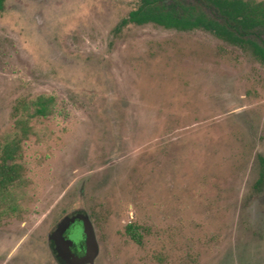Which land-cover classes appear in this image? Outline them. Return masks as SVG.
Wrapping results in <instances>:
<instances>
[{
	"label": "rangeland",
	"instance_id": "1",
	"mask_svg": "<svg viewBox=\"0 0 264 264\" xmlns=\"http://www.w3.org/2000/svg\"><path fill=\"white\" fill-rule=\"evenodd\" d=\"M139 2L5 0L0 146L19 104L55 105L0 204V264H56L48 234L75 210L94 264H264V63L203 29L124 22Z\"/></svg>",
	"mask_w": 264,
	"mask_h": 264
},
{
	"label": "trees",
	"instance_id": "2",
	"mask_svg": "<svg viewBox=\"0 0 264 264\" xmlns=\"http://www.w3.org/2000/svg\"><path fill=\"white\" fill-rule=\"evenodd\" d=\"M5 0H0V11ZM215 9L217 17L208 15L203 7ZM124 22L137 25L154 23L167 29L190 31L203 29L216 37L243 48L264 63V44L251 37L258 30L264 31V1L254 0H194L187 4L182 0H140ZM52 95H39L30 102L21 103L16 111L21 116L16 120L17 132L0 146V204L6 200V190L20 180L22 142L32 133L30 120L49 116L54 108ZM129 237L141 244L142 235L137 225L126 226Z\"/></svg>",
	"mask_w": 264,
	"mask_h": 264
},
{
	"label": "water",
	"instance_id": "3",
	"mask_svg": "<svg viewBox=\"0 0 264 264\" xmlns=\"http://www.w3.org/2000/svg\"><path fill=\"white\" fill-rule=\"evenodd\" d=\"M76 219L82 221L83 232L85 234L86 251L85 255L82 257H77L71 252L70 246L72 245V240L64 237L65 230L71 223L75 222ZM49 238L55 241L59 256H61L68 264H94V260L99 252V246L93 224L87 213L79 212L71 217L66 216L57 224L56 229Z\"/></svg>",
	"mask_w": 264,
	"mask_h": 264
},
{
	"label": "flooded vegetation",
	"instance_id": "4",
	"mask_svg": "<svg viewBox=\"0 0 264 264\" xmlns=\"http://www.w3.org/2000/svg\"><path fill=\"white\" fill-rule=\"evenodd\" d=\"M157 25V24H156ZM86 213L84 210H75L69 214L64 215L58 222H61L66 216H73L76 213ZM79 221L82 223L81 220L76 219L75 222L71 223L70 226L65 230L64 232V237L66 239H70L72 240V245L70 246L71 252L77 256V257H82L85 255V251H86V241H85V234L84 232L80 229L79 231L72 229L74 228V224ZM57 224L55 225L54 229L48 234V241H49V247H50V251L51 254L53 256V259L55 261L56 264H68L61 256H59L57 247H56V243L54 240L50 239L49 236L53 233V231L56 229ZM82 228H83V224H82ZM71 229V230H70ZM72 231V233L68 234V232ZM89 264V263H87Z\"/></svg>",
	"mask_w": 264,
	"mask_h": 264
}]
</instances>
